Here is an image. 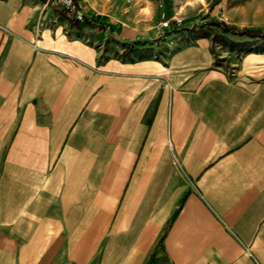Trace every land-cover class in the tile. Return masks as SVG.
Masks as SVG:
<instances>
[{
  "label": "crops",
  "instance_id": "obj_1",
  "mask_svg": "<svg viewBox=\"0 0 264 264\" xmlns=\"http://www.w3.org/2000/svg\"><path fill=\"white\" fill-rule=\"evenodd\" d=\"M76 1L0 0V264H264V50L127 60Z\"/></svg>",
  "mask_w": 264,
  "mask_h": 264
},
{
  "label": "rangeland",
  "instance_id": "obj_2",
  "mask_svg": "<svg viewBox=\"0 0 264 264\" xmlns=\"http://www.w3.org/2000/svg\"><path fill=\"white\" fill-rule=\"evenodd\" d=\"M150 4L154 9L147 18L146 1L109 0L104 12L110 19L106 37L111 55L117 56L120 50L119 56L127 60L139 59L155 51L170 55L182 46L205 44L209 68L230 78L245 55L264 50V39L239 35L243 29L264 32V0H152ZM221 24L233 33H221ZM134 33L139 37L132 38ZM136 39L143 41H132ZM9 178L0 173V205L13 202L6 196L15 185Z\"/></svg>",
  "mask_w": 264,
  "mask_h": 264
},
{
  "label": "built area",
  "instance_id": "obj_3",
  "mask_svg": "<svg viewBox=\"0 0 264 264\" xmlns=\"http://www.w3.org/2000/svg\"><path fill=\"white\" fill-rule=\"evenodd\" d=\"M44 5L55 4L61 8L65 13L70 15L74 20L80 21L82 14L79 10V5L76 0H40ZM161 25H166L165 22ZM258 264V263H253Z\"/></svg>",
  "mask_w": 264,
  "mask_h": 264
},
{
  "label": "trees",
  "instance_id": "obj_4",
  "mask_svg": "<svg viewBox=\"0 0 264 264\" xmlns=\"http://www.w3.org/2000/svg\"><path fill=\"white\" fill-rule=\"evenodd\" d=\"M59 13H61L62 15L67 16L68 14L65 13L62 9L58 10ZM70 20L72 22H77V20H74L70 15ZM221 33H226L228 31H231V33H233V29L231 28H226L224 25L221 24ZM239 35H245L249 38H253V39H264V32L258 31V30H248V29H243L239 32Z\"/></svg>",
  "mask_w": 264,
  "mask_h": 264
}]
</instances>
